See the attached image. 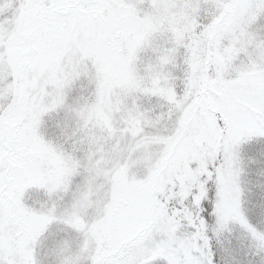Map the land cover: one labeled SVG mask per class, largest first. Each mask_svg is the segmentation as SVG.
I'll list each match as a JSON object with an SVG mask.
<instances>
[{"label":"snow or ice","instance_id":"6c2138e0","mask_svg":"<svg viewBox=\"0 0 264 264\" xmlns=\"http://www.w3.org/2000/svg\"><path fill=\"white\" fill-rule=\"evenodd\" d=\"M0 264H264V0H0Z\"/></svg>","mask_w":264,"mask_h":264}]
</instances>
